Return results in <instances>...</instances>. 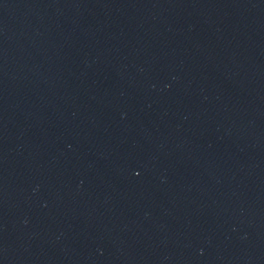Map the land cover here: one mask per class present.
<instances>
[{
    "label": "water",
    "instance_id": "95a60500",
    "mask_svg": "<svg viewBox=\"0 0 264 264\" xmlns=\"http://www.w3.org/2000/svg\"><path fill=\"white\" fill-rule=\"evenodd\" d=\"M0 264H264V0H0Z\"/></svg>",
    "mask_w": 264,
    "mask_h": 264
}]
</instances>
